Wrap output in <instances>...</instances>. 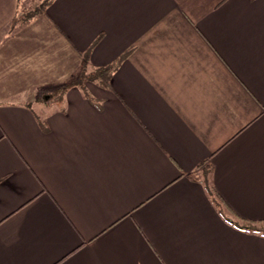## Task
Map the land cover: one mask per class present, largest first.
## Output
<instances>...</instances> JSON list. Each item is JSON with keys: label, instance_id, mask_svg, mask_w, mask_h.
Instances as JSON below:
<instances>
[{"label": "crops", "instance_id": "0c3cea01", "mask_svg": "<svg viewBox=\"0 0 264 264\" xmlns=\"http://www.w3.org/2000/svg\"><path fill=\"white\" fill-rule=\"evenodd\" d=\"M0 264H264V0H0Z\"/></svg>", "mask_w": 264, "mask_h": 264}, {"label": "rangeland", "instance_id": "374dc122", "mask_svg": "<svg viewBox=\"0 0 264 264\" xmlns=\"http://www.w3.org/2000/svg\"><path fill=\"white\" fill-rule=\"evenodd\" d=\"M80 75H79V82L80 83H86L89 81H93V79L95 80V78H93L96 73L91 71L90 68L86 67V69H80ZM98 80V79H97ZM33 98H36L39 102L41 103H45L47 101H49L52 98H58L59 96L56 95V93L53 92H36V93H31Z\"/></svg>", "mask_w": 264, "mask_h": 264}, {"label": "trees", "instance_id": "16d2710c", "mask_svg": "<svg viewBox=\"0 0 264 264\" xmlns=\"http://www.w3.org/2000/svg\"><path fill=\"white\" fill-rule=\"evenodd\" d=\"M98 74L103 78H105L106 79V77H107V74H108V70L107 69H100L99 71H98ZM56 93V95L57 96H60V92L59 91H57V92H55ZM208 189H209V187H208Z\"/></svg>", "mask_w": 264, "mask_h": 264}]
</instances>
